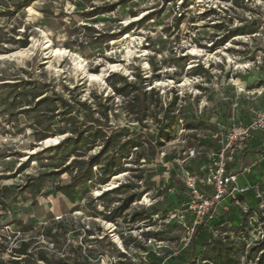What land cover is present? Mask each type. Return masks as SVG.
Returning <instances> with one entry per match:
<instances>
[{
  "label": "rangeland",
  "instance_id": "rangeland-1",
  "mask_svg": "<svg viewBox=\"0 0 264 264\" xmlns=\"http://www.w3.org/2000/svg\"><path fill=\"white\" fill-rule=\"evenodd\" d=\"M32 46L25 58L0 60L1 260L152 264L154 252L164 264L258 261L260 137L229 170L258 175L263 199L247 215L238 206L222 213L228 222L206 245L196 234L183 241L193 216L180 176L206 171L234 114L245 125L264 113V0H0V55ZM125 83L130 99L115 91ZM128 102L153 117L140 123ZM98 129L107 137L80 157L60 145ZM114 158L121 175L101 176ZM69 185L71 196L59 191ZM24 244L26 255L13 254Z\"/></svg>",
  "mask_w": 264,
  "mask_h": 264
},
{
  "label": "built area",
  "instance_id": "built-area-1",
  "mask_svg": "<svg viewBox=\"0 0 264 264\" xmlns=\"http://www.w3.org/2000/svg\"><path fill=\"white\" fill-rule=\"evenodd\" d=\"M254 114V118L245 125L240 123L239 117L235 114L229 119L230 127L221 140L222 147L211 155V163L206 171L182 169L180 177L186 193L184 206L193 216L191 224H183L186 234L183 240L185 246L194 238L199 227L211 224L232 206H238L242 215L251 213L253 210L251 200L244 201L241 197L253 193L256 200L263 199L258 185L241 184L240 174L229 170V164L240 156L249 157L255 138L260 137V147L264 148V113L254 112ZM224 128L220 123L219 129ZM250 170L251 167H245L244 173H250ZM263 204V201L260 202L259 208L262 209ZM226 224L227 222L221 226ZM214 233L217 236L218 231L215 230Z\"/></svg>",
  "mask_w": 264,
  "mask_h": 264
},
{
  "label": "trees",
  "instance_id": "trees-1",
  "mask_svg": "<svg viewBox=\"0 0 264 264\" xmlns=\"http://www.w3.org/2000/svg\"><path fill=\"white\" fill-rule=\"evenodd\" d=\"M25 48H27V47H25ZM131 87H132V84L125 83L122 90L120 88L115 87V91L117 92V94L125 96L128 99H130V95H131L130 93L131 92H129L128 90ZM153 94H154V92L149 93L151 98H153ZM32 96L34 98L36 97V95H32ZM56 101H58L59 104H61V106L66 108L67 110H72L74 108L63 97L57 98ZM39 103L41 104L42 102H39ZM80 103L81 102H76V104H78L79 106H85L86 105V104H83V103L80 104ZM141 107H142L141 104H138V106L136 108L135 105H132L131 102H128L125 109H126L127 113H129L130 115H135L137 117V120L140 123H142V122L146 121L148 118L153 117V116H149L148 114H146V110H147L146 107H143L144 109ZM171 107L173 108V103L168 107V109H170ZM163 108H164L163 105H161V109H163ZM76 111L78 112L79 110H76ZM73 112H74L73 110L70 111V115H72L70 117H73V118H71V120H76L74 115H76L77 112L74 115L72 114ZM155 119H156L157 123H161V120L159 118H157V116H155ZM60 131H61L62 135L66 134V133H64L65 130H60ZM106 137H107L106 134L101 129H98V130H96V132L94 134H92L91 136H88L87 138H81L80 140H78V139L73 140L72 138H67L63 142H61L60 145L70 148L72 153L77 154V156L80 157L78 154H80L81 150H83V149L91 150L92 147L96 146V143H98L101 139L106 138ZM109 139L110 138H108V140ZM42 140L44 141V140H46V138H44ZM125 145H131L135 148L136 147L138 148V147H141V145H143V144H141V142H137V141L135 142L134 140H129L128 142H126ZM147 146H148V148H150L152 150L154 149L152 144H147ZM143 157H146L145 154L143 155ZM75 163H78L81 165L80 162H75ZM100 170H101L100 171L101 176L111 178L113 176H117V175L119 176V174L122 173L123 168H122L119 160L114 158L111 161L105 160V164L101 165ZM86 171H88V170H86ZM88 177H89V173L86 172V175L84 177H82L81 181H86L87 180L86 178H88ZM88 180H90V179H88ZM254 181L252 184L256 183V180H254ZM257 182H258V180H257ZM71 187H72L71 185L66 186V187H62V188H59V191L63 192L67 196H71V194H70ZM118 189H121V187H119ZM183 190H184V188H183ZM241 199L244 201L245 200H251L252 205H254V203L256 202L255 195L253 193L245 195V196L241 197ZM225 215H221L218 217L217 220H215L211 224L201 226L197 229L196 235L200 238V241H199L200 245H202V246L206 245V244H208V243H210L216 239V236L214 233V231L216 230V227L220 223L224 224V223L228 222V221H223L226 218ZM239 217L241 218V214ZM230 219L231 220H229V222L232 221V222L236 223L234 218H230ZM238 220L240 221V219H238ZM203 237L207 238V239L205 241H203ZM263 244H264V242L261 245H263ZM26 247H27V244H24V250H19V251L13 252V254H15V255H26ZM253 251H256L257 253L263 252L262 254H259L258 261L255 264H264V248L262 247L259 249H253ZM13 257H16V256H13ZM147 257H148V261H151L152 264H164V260L162 258H158V256H156V254L154 252H148ZM41 259L43 261H46L45 256H42ZM229 263L230 264H238V261H230ZM0 264H20V262L18 260L4 261V260L0 259ZM194 264H198V263L195 262Z\"/></svg>",
  "mask_w": 264,
  "mask_h": 264
},
{
  "label": "bare ground",
  "instance_id": "bare-ground-1",
  "mask_svg": "<svg viewBox=\"0 0 264 264\" xmlns=\"http://www.w3.org/2000/svg\"><path fill=\"white\" fill-rule=\"evenodd\" d=\"M35 50V46H32L30 48H25L23 49L22 51H19V52H15V53H12L10 55H0V60H4V59H14V58H25L29 55H31ZM62 51H59V50H55L52 52V54L54 56H58V55H62ZM65 54V53H64ZM16 60V59H15ZM21 60V59H20ZM90 79L91 80H94L97 78L96 75H89ZM100 78V77H99ZM55 141H58V139H55ZM50 142L49 140L46 142L48 143ZM45 144V143H44ZM114 188V187H113Z\"/></svg>",
  "mask_w": 264,
  "mask_h": 264
},
{
  "label": "crops",
  "instance_id": "crops-1",
  "mask_svg": "<svg viewBox=\"0 0 264 264\" xmlns=\"http://www.w3.org/2000/svg\"><path fill=\"white\" fill-rule=\"evenodd\" d=\"M252 177H253V180H247V181H245L246 179H243V180L240 179V183L241 184H246V183L252 184L254 180H258L259 181V179H260V177L258 175H255V176L253 175ZM252 185H254V184H252ZM235 207L236 206H234L233 208H235Z\"/></svg>",
  "mask_w": 264,
  "mask_h": 264
}]
</instances>
